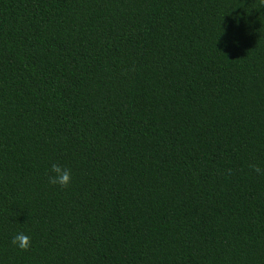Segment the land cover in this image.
Instances as JSON below:
<instances>
[{
	"label": "trees",
	"instance_id": "obj_1",
	"mask_svg": "<svg viewBox=\"0 0 264 264\" xmlns=\"http://www.w3.org/2000/svg\"><path fill=\"white\" fill-rule=\"evenodd\" d=\"M252 163L264 0H0V264H264Z\"/></svg>",
	"mask_w": 264,
	"mask_h": 264
},
{
	"label": "clouds",
	"instance_id": "obj_2",
	"mask_svg": "<svg viewBox=\"0 0 264 264\" xmlns=\"http://www.w3.org/2000/svg\"><path fill=\"white\" fill-rule=\"evenodd\" d=\"M249 168L257 175H264V168L257 163L249 164ZM51 175L49 176V183L52 185H59L61 188H67L72 183V173L67 167L53 163L51 165ZM231 174V169L228 170ZM12 245L23 251H28L31 248V237L23 232L17 233L11 241Z\"/></svg>",
	"mask_w": 264,
	"mask_h": 264
}]
</instances>
